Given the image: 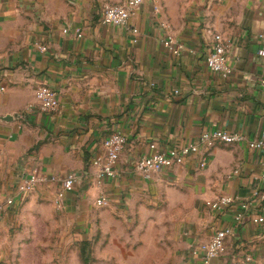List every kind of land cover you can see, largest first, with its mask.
<instances>
[{
  "label": "crops",
  "instance_id": "crops-1",
  "mask_svg": "<svg viewBox=\"0 0 264 264\" xmlns=\"http://www.w3.org/2000/svg\"><path fill=\"white\" fill-rule=\"evenodd\" d=\"M122 1L0 0V199L15 201L0 212V264H58L61 239L40 234L44 225L90 233L96 212L147 198L178 213L188 264H201L194 247L223 227L233 232L213 264L264 261V223L253 221L264 215V149L249 145L264 136V0H148L127 25L103 24L104 5ZM213 33L227 46V76L205 60ZM40 83L57 90L56 110L38 105ZM216 129L246 140L217 143L205 166L192 155L150 177L135 170L140 158ZM117 131L127 139L116 175L98 183L92 161ZM34 170L77 182L62 200L55 181L24 194L18 186ZM221 195L236 200L215 213L208 201ZM246 200L254 205L236 221Z\"/></svg>",
  "mask_w": 264,
  "mask_h": 264
},
{
  "label": "built area",
  "instance_id": "built-area-1",
  "mask_svg": "<svg viewBox=\"0 0 264 264\" xmlns=\"http://www.w3.org/2000/svg\"><path fill=\"white\" fill-rule=\"evenodd\" d=\"M148 0H124L118 3H106L103 8V15L101 22L106 25H127L131 16L136 9L147 2ZM132 32L137 35L138 29L131 28ZM79 36L82 34L79 33ZM137 41V37H134ZM175 39L170 36L165 44L169 45L175 54H179L182 50L181 44H175ZM42 51L46 50L45 47L40 46ZM259 55L264 57V45L259 50ZM207 65L214 71L220 72L227 76L232 72L231 65L228 61L227 46L224 38L220 33L212 34V41L210 50L205 57ZM264 84V79H262ZM35 98L42 111H54L59 106L58 92L56 89L46 83H40L35 89ZM126 136L120 132H114L112 135L104 140V153L95 157L92 161L98 167L95 173L98 183H102L105 178L114 177L116 175V165L120 158V154L126 144ZM246 140V137L238 132H231L227 130L216 129L213 131H204L198 143H190L180 147L169 148L164 151H157L150 155L140 158L135 163V170L146 177H150L153 173H158L167 167L174 165H181L192 155L199 156L201 166H205L208 162L207 156L211 149L219 142L237 143ZM249 145L255 149H264V136L259 139L250 140ZM57 182L60 189L57 192V198L62 200L66 192L74 189L77 176L68 174L66 176L47 175L40 170H34L29 176L25 177L18 186L19 191L22 193H31L40 184L48 182ZM261 200H264V193L259 195ZM235 197L230 195H221L213 200L208 201L209 208L219 213L227 206L235 202ZM14 199L9 197L7 199H0V212L7 211L13 204ZM108 203L106 196H101L97 200L99 206H104ZM253 201L246 200L239 203L240 210L235 214L236 221H241L248 211L252 209ZM255 223H264V215H257L253 218ZM232 228L223 227L216 229L209 240L201 242L193 249V254L198 257L201 264H213V261L227 252L226 241L232 234ZM246 260H251L250 256ZM240 261L235 259L232 264H239Z\"/></svg>",
  "mask_w": 264,
  "mask_h": 264
},
{
  "label": "rangeland",
  "instance_id": "rangeland-1",
  "mask_svg": "<svg viewBox=\"0 0 264 264\" xmlns=\"http://www.w3.org/2000/svg\"><path fill=\"white\" fill-rule=\"evenodd\" d=\"M177 215L164 201L147 198L127 211L96 212L90 233L61 222L59 227L44 225L40 234L61 239L55 243L58 264H188L181 254Z\"/></svg>",
  "mask_w": 264,
  "mask_h": 264
},
{
  "label": "trees",
  "instance_id": "trees-1",
  "mask_svg": "<svg viewBox=\"0 0 264 264\" xmlns=\"http://www.w3.org/2000/svg\"><path fill=\"white\" fill-rule=\"evenodd\" d=\"M84 244L86 245L87 243L84 242Z\"/></svg>",
  "mask_w": 264,
  "mask_h": 264
}]
</instances>
